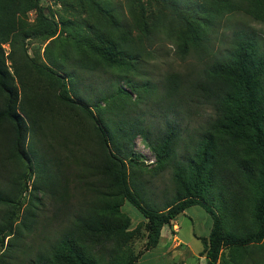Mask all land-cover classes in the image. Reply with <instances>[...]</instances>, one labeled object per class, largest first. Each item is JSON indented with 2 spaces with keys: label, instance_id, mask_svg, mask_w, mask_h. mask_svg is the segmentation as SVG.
Returning <instances> with one entry per match:
<instances>
[{
  "label": "trees",
  "instance_id": "1",
  "mask_svg": "<svg viewBox=\"0 0 264 264\" xmlns=\"http://www.w3.org/2000/svg\"><path fill=\"white\" fill-rule=\"evenodd\" d=\"M164 2L185 24L182 32L169 29L166 36L174 39L183 60L191 53L196 59L166 73L158 86L135 79L140 58L149 56L146 39L150 43L157 36L149 21L136 22L144 36L135 38L134 25L111 12L116 39L105 45L100 35L80 36L76 25L46 15L40 0H0V154L4 136L17 166L0 191V203L7 207L0 215V264H11V255L25 251L21 241L32 226L26 214L34 216L35 192L65 187L61 154L95 172L100 181L92 183L96 197L78 205L54 238L29 244L35 252L27 264H139L142 253L126 249L135 232L120 211L125 201L146 220V250L159 244L164 226H172L188 208L201 206L212 219L203 238L206 264H264V37L239 27L214 47L210 37L200 34L206 24L218 40L217 16H245L264 26V0H213L211 9L196 2ZM29 8L37 12L33 25L22 17ZM67 29L71 32L61 35ZM31 38L51 39L44 61L29 55ZM100 75L105 78L94 100L85 94L95 92L93 78ZM152 101L159 109L168 104L161 123L133 113ZM191 103L211 108L213 116L196 129L194 154L178 158L182 136L176 109ZM43 104L51 110L48 119ZM137 136L156 161L178 158L173 167L176 190L163 204L152 200L149 181L138 167ZM29 172L34 174L30 208L16 222L15 208Z\"/></svg>",
  "mask_w": 264,
  "mask_h": 264
},
{
  "label": "rangeland",
  "instance_id": "2",
  "mask_svg": "<svg viewBox=\"0 0 264 264\" xmlns=\"http://www.w3.org/2000/svg\"><path fill=\"white\" fill-rule=\"evenodd\" d=\"M174 1L179 4L196 2L201 5H207L210 9L214 8L213 0ZM40 4L44 7L45 14L55 18L57 22L63 19V21L70 22L69 24L76 25L80 36L84 34L91 35L92 37L100 35L105 45H110L116 39L109 19L111 12L118 15L123 14L122 21L126 24L130 23L134 25L133 37L135 38L139 35L144 36L143 28H140L136 22H141V18L149 21L157 36L150 43L147 39L145 41L149 56L146 57V54H144L140 58L142 63L139 69L140 74L135 76V79L139 83H144L146 79H150L160 86L166 73L182 70L188 64H193L196 59V55L191 53L187 59L183 60V57L177 52V45L174 39L166 36L165 32L169 29L182 32L185 24L164 0H40ZM178 6L182 8L181 6L183 5ZM216 13L217 11L214 12V14ZM208 14L210 16L213 13ZM22 17L31 25L35 24L37 19L36 9L29 8ZM217 17H219L216 20L218 40L215 38V34L208 31L206 24L201 25L200 31L201 36L207 35L210 37L212 41L211 45L214 47L218 46L220 37L227 38L233 30L239 27L254 30L257 34L264 37V26L250 20V18L240 15H225L222 19L221 16ZM70 32L71 30L67 29L65 32L61 31V35L65 36ZM223 33L224 35H222ZM78 39L83 40L81 38ZM50 40L45 38L28 39L26 46L29 55L37 62L44 61L45 46ZM75 42H77V38H74V44ZM136 44H139V42H136ZM4 47L7 51L9 50L8 44H5ZM103 78H105L103 75L93 78V85H96L95 92L85 95L88 97L93 95L92 99L95 100L99 94V88L102 87L101 81ZM89 81L90 79H87L86 76L85 82L88 83ZM36 84H39V82ZM122 85L125 89L130 90L132 97L136 99L134 91L126 85ZM52 102L56 105L53 98ZM154 105L153 101L151 104L150 102L149 104L144 103L142 105L143 111L134 110L133 113L135 115L146 113L150 119H153L151 122L161 123L168 115V104L164 102L162 109H159L158 106L154 107ZM0 106L3 107V98L1 97ZM153 107L154 109L150 111ZM176 110L179 116V127L182 136L180 148L178 149V158H181L192 153L194 154V148L199 137V132L196 129L209 120L213 116V112L211 108L199 107L194 103L185 105L182 110L179 108ZM50 113L49 107L43 104V114L47 119L52 116ZM62 117V115L58 117V122H61L60 119ZM2 125L6 128L8 123H3ZM193 138L194 141L192 142ZM1 143L3 153L0 154V191H2V188L17 170L16 164L10 158L7 140L4 136ZM134 144L135 150L141 155L138 167L143 168V178L149 181L148 187L150 188L149 193L152 195L151 198L155 202L163 204L172 197L176 190V185L173 181V167L174 162L178 158L166 163H160L156 161V155L141 136L135 138ZM92 145L91 147H93ZM91 147L89 146L90 149ZM111 149L112 147H110ZM60 156L63 161L60 167L62 170L61 182L65 187L53 189L54 192L53 190L47 191L48 193L46 194L43 191L35 192L34 216L28 219L26 214L28 221L32 219V226L30 229L28 228L29 230L25 231L21 241L25 251H16L14 255H11V264H20L23 261L24 264H27L26 259H29L35 252L34 248L29 249V244L36 245L44 242L46 238H54L57 231L63 228L67 221L76 214L78 205L83 204L85 201L90 202L96 197L93 192L92 183L97 185L100 181H96L99 178L95 175V172L83 169L81 163H79V166L73 164L74 162L68 158L69 156L64 157L63 154ZM29 176L27 179H24V181L26 180L24 186L26 185L27 187L22 195H20V201L15 208L17 212L15 216L16 222L22 221L25 217V208H30V190L34 174L32 173L31 176V172H29ZM6 208V206L0 203V215ZM120 211L124 217H128L130 220L129 231L135 232L132 241L127 245L126 249H132L135 253H142L140 254L139 264H206L207 260L205 255H203L205 249L203 238L207 237L210 233L212 219L201 206L188 208L183 214L173 220L172 226H164L159 244L150 250H146L145 248L147 237L144 221L146 220L142 214L127 201L121 203ZM175 234L177 239L173 243L171 238ZM178 241L180 244L177 243Z\"/></svg>",
  "mask_w": 264,
  "mask_h": 264
},
{
  "label": "crops",
  "instance_id": "3",
  "mask_svg": "<svg viewBox=\"0 0 264 264\" xmlns=\"http://www.w3.org/2000/svg\"><path fill=\"white\" fill-rule=\"evenodd\" d=\"M174 230H175V229H174ZM176 239H177V236H176V234H175V236L172 237L171 240H172V242L174 243ZM177 243L180 244L179 241H178Z\"/></svg>",
  "mask_w": 264,
  "mask_h": 264
}]
</instances>
